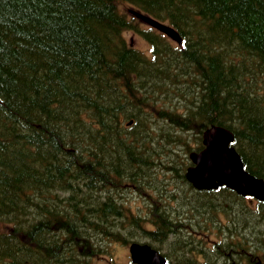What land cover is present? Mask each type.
Returning a JSON list of instances; mask_svg holds the SVG:
<instances>
[{
	"label": "trees",
	"instance_id": "obj_1",
	"mask_svg": "<svg viewBox=\"0 0 264 264\" xmlns=\"http://www.w3.org/2000/svg\"><path fill=\"white\" fill-rule=\"evenodd\" d=\"M214 124L264 179V0H0V264H96L133 241L167 264L264 260V201L196 190L177 162ZM160 165L164 200L136 184ZM131 183L152 198L132 205Z\"/></svg>",
	"mask_w": 264,
	"mask_h": 264
},
{
	"label": "water",
	"instance_id": "obj_2",
	"mask_svg": "<svg viewBox=\"0 0 264 264\" xmlns=\"http://www.w3.org/2000/svg\"><path fill=\"white\" fill-rule=\"evenodd\" d=\"M143 22L159 29L171 39L182 43L178 29L151 15L130 9ZM234 132L221 125H211L203 131L204 147L189 154L193 164L187 168L186 177L198 189H215L227 186L241 195H252L264 200V179L250 173L244 161L232 144ZM132 262L135 264H165V256L148 243L132 242L129 246ZM254 264H264L256 261Z\"/></svg>",
	"mask_w": 264,
	"mask_h": 264
},
{
	"label": "rangeland",
	"instance_id": "obj_3",
	"mask_svg": "<svg viewBox=\"0 0 264 264\" xmlns=\"http://www.w3.org/2000/svg\"><path fill=\"white\" fill-rule=\"evenodd\" d=\"M120 8L123 11L127 12L128 14H130L129 9L131 7H129L128 4L121 3L120 4ZM137 22H139L140 27L147 26V24H145L144 22H142L140 20H138ZM125 35H126L127 40L130 41V42H132L134 46L142 49L143 51H145L147 53H149V49H150L149 43L143 38V36H141L139 33H137L136 31H133V30L126 31ZM178 151H179V155L180 156H179L177 162L180 163V161L183 158H186L188 156V153H187V150L186 149H184V150L178 149ZM163 166L160 165V167H157L155 169V174L156 175L154 174V177H152L149 180H141L140 183H137L136 182V184L146 194H148V192H150L151 194H154L155 195L156 192H154L152 190V188H157L159 192L166 191L165 194H164V196L161 197V199L164 200L166 198V196L169 193H171L170 187L172 185H175L176 182L173 181V175L171 173L167 172L165 169H163ZM136 184L131 183V184H128L127 185V187H126L127 193H126V196L124 197L125 199H128L129 202L131 201L132 202V205L133 204H136V203L143 204V201L146 202L147 199L152 198V195L147 196V195H144L142 193L143 196L136 199V196H137V193L138 192L133 191V190L136 189V187L134 186ZM190 195L192 196L193 194L190 193ZM133 199H134V201H133ZM176 202H174V203H176ZM183 233H184V236L187 235L185 232H183ZM203 238L205 240L209 239L207 236H204ZM211 238H216V237H211ZM208 243L209 244H212L210 242H208ZM113 258L114 259H111V256H109L108 254L102 255V256H100V257L97 258L96 264H110L111 262H114V263H117V264H131V257H130V252H129V244L126 245V244H122V243H117L116 246H115V248H114ZM200 260H201V262H205V259L204 258H201Z\"/></svg>",
	"mask_w": 264,
	"mask_h": 264
},
{
	"label": "bare ground",
	"instance_id": "obj_4",
	"mask_svg": "<svg viewBox=\"0 0 264 264\" xmlns=\"http://www.w3.org/2000/svg\"><path fill=\"white\" fill-rule=\"evenodd\" d=\"M198 150V149H197ZM224 252V251H223Z\"/></svg>",
	"mask_w": 264,
	"mask_h": 264
}]
</instances>
